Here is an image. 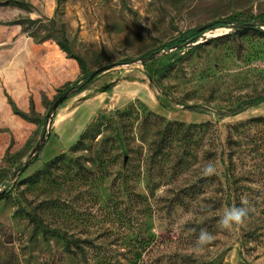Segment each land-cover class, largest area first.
<instances>
[{
    "label": "rangeland",
    "instance_id": "1",
    "mask_svg": "<svg viewBox=\"0 0 264 264\" xmlns=\"http://www.w3.org/2000/svg\"><path fill=\"white\" fill-rule=\"evenodd\" d=\"M231 18L264 28V0H0V264H264V101L240 106L264 95V35L222 24L180 57L123 62ZM62 39L105 69L43 122L83 74ZM243 200L255 211L221 228Z\"/></svg>",
    "mask_w": 264,
    "mask_h": 264
},
{
    "label": "trees",
    "instance_id": "2",
    "mask_svg": "<svg viewBox=\"0 0 264 264\" xmlns=\"http://www.w3.org/2000/svg\"><path fill=\"white\" fill-rule=\"evenodd\" d=\"M222 24H229L233 25L237 30L244 31L246 29H253L258 34L264 35V28L261 27L262 24H256L253 21H246L239 18H231V19H214L208 23L200 24V25H193L190 27H187L181 31H179L176 35L168 38L167 40L161 42L157 46L150 48L148 50H145L141 54H139L137 57L128 58L123 62H131L137 59H148L156 55L157 53H160L161 51H169L174 50L172 56L180 57V50L185 49L186 47L194 46L197 43H194L197 41L205 30L209 28H214ZM59 44L62 49L66 50L69 53V56H72L77 61L79 67L81 68L83 74L76 77L73 80H67L62 85H60L56 89V93L54 94L53 98L49 102L47 109L43 115V122H45L53 110L54 101L57 98L65 99L70 95L76 94L78 92L83 91L85 88L88 87L89 83L97 76V74H94L93 76H90L91 71H86L85 68V61L80 55H75L71 53V50L67 44V41L65 39H62L59 41ZM264 101V95H257L254 97H251L249 99H245L240 103V106L242 104L244 105H252V104H258L260 102ZM189 108H193L192 105H187ZM18 112V111H16ZM22 115H25L26 113L23 111L19 112ZM45 134L42 133L39 141L35 145V147L32 149L29 156L25 159L20 161L16 164L13 171L11 172L9 178L12 180H18L24 171L32 165L36 160L40 159L42 148L46 142ZM60 154L54 155L52 158H50L47 162H55ZM8 196V191L5 188H0V199H4ZM66 250L74 253V250L71 249V247L67 244ZM75 246L79 248L80 253L83 255L85 254V250L83 245L80 243V241L75 242ZM85 258V257H84Z\"/></svg>",
    "mask_w": 264,
    "mask_h": 264
},
{
    "label": "clouds",
    "instance_id": "3",
    "mask_svg": "<svg viewBox=\"0 0 264 264\" xmlns=\"http://www.w3.org/2000/svg\"><path fill=\"white\" fill-rule=\"evenodd\" d=\"M215 166L209 162L202 170V175L208 177L215 174ZM241 207H231L228 209L219 220V226L223 229H230L233 226L242 225L248 218L249 213L255 211L254 208L248 206V201L243 200ZM215 237L207 229H201L197 240L195 242L194 250L199 252L205 246L210 245L214 241Z\"/></svg>",
    "mask_w": 264,
    "mask_h": 264
},
{
    "label": "water",
    "instance_id": "4",
    "mask_svg": "<svg viewBox=\"0 0 264 264\" xmlns=\"http://www.w3.org/2000/svg\"><path fill=\"white\" fill-rule=\"evenodd\" d=\"M105 67L104 66H100V67H97L95 69H93L90 73V76H93L94 74H97V73H100L102 70H104ZM62 101V98H57L55 99L54 101V105H53V109L57 107V105Z\"/></svg>",
    "mask_w": 264,
    "mask_h": 264
},
{
    "label": "crops",
    "instance_id": "5",
    "mask_svg": "<svg viewBox=\"0 0 264 264\" xmlns=\"http://www.w3.org/2000/svg\"><path fill=\"white\" fill-rule=\"evenodd\" d=\"M86 89H87V88H85L84 90H86ZM84 90H83V91H84ZM81 92H82V91H81ZM78 93H80V92H78ZM76 94H77V93H76ZM73 95H75V94H73Z\"/></svg>",
    "mask_w": 264,
    "mask_h": 264
}]
</instances>
